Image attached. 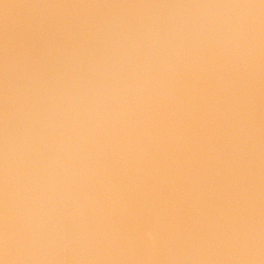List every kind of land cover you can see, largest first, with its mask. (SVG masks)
Segmentation results:
<instances>
[{"label": "snow or ice", "instance_id": "obj_1", "mask_svg": "<svg viewBox=\"0 0 264 264\" xmlns=\"http://www.w3.org/2000/svg\"><path fill=\"white\" fill-rule=\"evenodd\" d=\"M0 264H264V0H0Z\"/></svg>", "mask_w": 264, "mask_h": 264}]
</instances>
